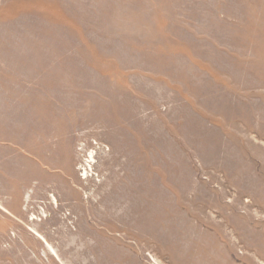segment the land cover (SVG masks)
Segmentation results:
<instances>
[{"label": "rangeland", "instance_id": "rangeland-1", "mask_svg": "<svg viewBox=\"0 0 264 264\" xmlns=\"http://www.w3.org/2000/svg\"><path fill=\"white\" fill-rule=\"evenodd\" d=\"M7 117L0 264H264V0H0Z\"/></svg>", "mask_w": 264, "mask_h": 264}, {"label": "crops", "instance_id": "crops-1", "mask_svg": "<svg viewBox=\"0 0 264 264\" xmlns=\"http://www.w3.org/2000/svg\"><path fill=\"white\" fill-rule=\"evenodd\" d=\"M18 118L19 121L22 119V122L16 124L15 117H7L6 127L3 133H0V138L3 139L0 141V155H3L2 161L5 163L4 166H0V202H7V206L2 205V208L4 207L8 212L18 208L17 206L22 203L24 192L30 185V141L28 140L30 133L25 129L26 117ZM16 154L17 164L14 161ZM10 214L11 216L6 215L9 217L16 215Z\"/></svg>", "mask_w": 264, "mask_h": 264}, {"label": "bare ground", "instance_id": "bare-ground-1", "mask_svg": "<svg viewBox=\"0 0 264 264\" xmlns=\"http://www.w3.org/2000/svg\"><path fill=\"white\" fill-rule=\"evenodd\" d=\"M89 159H91V158H89ZM89 168V167H88ZM90 169V168H89ZM52 200H53V202L54 203H56V199L54 198V197H52ZM0 209H2L3 211H4V209L2 208V207H0ZM4 212H6V211H4ZM7 213V212H6Z\"/></svg>", "mask_w": 264, "mask_h": 264}]
</instances>
